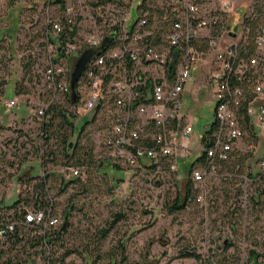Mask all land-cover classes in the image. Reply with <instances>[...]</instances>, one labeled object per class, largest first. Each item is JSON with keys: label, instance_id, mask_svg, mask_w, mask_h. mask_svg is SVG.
I'll return each instance as SVG.
<instances>
[{"label": "rangeland", "instance_id": "obj_1", "mask_svg": "<svg viewBox=\"0 0 264 264\" xmlns=\"http://www.w3.org/2000/svg\"><path fill=\"white\" fill-rule=\"evenodd\" d=\"M104 1L107 0H86L84 10H96ZM44 2L0 1V203L10 206L19 196L24 200L35 195L52 202L55 214L63 220L68 212L69 226L52 239L47 249L33 246L29 231H24L21 243L0 240V264H33L36 256L42 260L35 264H45L49 254L55 264H111L107 254L116 249L122 252L124 245L125 261L119 256L116 264H264V170L260 167L264 160V132L258 131L254 152L250 153V143L242 140L232 159L219 164L198 185L195 193L200 201L174 214L169 208L184 189L187 172L195 161L188 162L184 172L179 169L174 174L131 168L125 163L114 165L110 152L102 145L107 129L103 119L88 124L95 113L70 105L61 97L55 103L72 117L74 130L64 132L71 135L70 142L77 143V154L66 157L55 131L46 143L41 129L44 117L39 111L49 104L52 95L44 77L48 63ZM160 2L155 0L153 5L159 6ZM256 2L226 3L232 29L245 15L256 11ZM85 26L82 33L87 32L89 23ZM211 54L209 61L214 57V52ZM197 75L196 72L195 79ZM191 95L189 87L185 112L192 117L196 135L201 137L214 121L215 106L210 103L200 108ZM203 95H199L201 102L208 97ZM15 98L19 104L10 108L8 103ZM194 147L198 149V143ZM197 149L191 155L184 153L186 160L199 155ZM67 152L74 155L73 150ZM80 157L87 162L80 166L81 181L64 188V182L72 179L68 168L77 166ZM32 176L36 179L29 184ZM43 180L45 190H39L37 196L34 185ZM33 204L26 208L34 209ZM15 213L16 209H0L1 215ZM117 214L124 215V219L99 249L98 230ZM68 251L71 253L66 254ZM187 251L201 259L186 257Z\"/></svg>", "mask_w": 264, "mask_h": 264}, {"label": "built area", "instance_id": "obj_2", "mask_svg": "<svg viewBox=\"0 0 264 264\" xmlns=\"http://www.w3.org/2000/svg\"><path fill=\"white\" fill-rule=\"evenodd\" d=\"M68 1L64 8L57 0L44 2L45 82L53 92L71 95L73 64L85 50L95 51L77 86L79 107L97 113L95 123L103 119L107 129L102 145L114 165L137 168L168 159L171 172L178 173V157L181 152L191 155L195 130L187 124L179 132L175 125L183 119V95L201 62H209L207 80L215 88L214 121L208 129L214 128L213 145L204 148L201 143L199 157L206 151L208 165L193 168L192 181L203 184L216 171V161L228 160L250 136L249 127L259 141L258 131L264 132V10L254 36L243 20L233 37L230 10L216 14L205 0H160L161 18L153 10L155 0H107L96 10H84L86 0ZM220 23L222 30L212 36L211 29ZM74 27L77 34L70 33ZM114 34V41L100 49ZM195 42H207V47L197 48ZM18 104L15 98L8 106ZM260 167L264 170V160ZM69 172L72 177L81 175L79 168ZM62 223L49 208L28 212L23 225L45 237ZM16 231L17 222H0V240H9ZM37 260L42 257H34Z\"/></svg>", "mask_w": 264, "mask_h": 264}, {"label": "trees", "instance_id": "obj_3", "mask_svg": "<svg viewBox=\"0 0 264 264\" xmlns=\"http://www.w3.org/2000/svg\"><path fill=\"white\" fill-rule=\"evenodd\" d=\"M256 4L253 6V10H256L253 12L252 15L249 14V16L245 15L244 17V26L247 28H249L250 30V35L254 36L257 33L258 27H259V21L261 20V15H262V7H264L263 5L260 6V4H264V0H256ZM58 4H60L63 8L65 7V0H57ZM206 4V1H205ZM156 8L153 10H156L155 12L158 14L159 18H161L162 15V9L159 6H155ZM159 7V8H158ZM214 13L216 14H220L218 13L217 10H214ZM215 14V15H216ZM221 25H223V23H220V25L218 26H214L211 29V34L212 36H215L216 34H218L221 30L222 27ZM225 26V25H224ZM70 30V29H69ZM78 28L74 27L72 29V31H70V33L73 34H77L78 33ZM161 35V31H157V38L159 39ZM45 38V37H44ZM207 42L204 43V45L199 44L198 42H195V46L197 48L203 49L205 47H207ZM44 45H45V39H44ZM4 85V84H3ZM8 85V84H5ZM16 91V90H15ZM17 93V91H16ZM50 93L52 95V98L49 101V104L47 105V107L45 108V114L43 115L44 120L42 123V132L43 135L46 137V143L50 142V139L53 136V132L55 131V133H57L61 139V145H63V147H65L64 151H65V155L66 157L69 158H73L75 157V154H77V143H73L70 142V137L71 135H68L67 132H64V130L66 129H72L74 130L75 126L73 124V120L70 114H68V112L66 110H64L60 105H57L55 102L58 101V99L61 97L63 99L64 102H67L70 105H79V101H80V96L78 95L77 92V99L73 100L72 99V94L71 95H66V94H61V93H55L52 90H50ZM100 110V109H99ZM97 114V113H96ZM96 114L93 118V120L88 123V124H94L96 121ZM246 122L248 123V119H247V115L245 117ZM59 120V122H58ZM86 124V125H88ZM85 125V126H86ZM85 126L81 129V132L84 130ZM248 127V126H247ZM249 129V134L250 136L246 139L250 145L248 146L249 150H250V146L253 145L255 147V143L258 142V139L256 137V132L254 131V129ZM213 130L214 128H211L210 130H208L203 138H202V144L204 146V148L210 147L213 145V138H212V134H213ZM150 133L153 132L154 130H148ZM254 138V139H253ZM73 150L74 151V155H70L68 154V150ZM239 148H236L234 150V152H232V154L230 155V158L226 161L224 160H217L216 162V170L218 169L219 164H224L227 163L228 161H230L232 159V157L235 155V153L238 151ZM255 150H250L251 152H254ZM54 152H51L50 155L54 156ZM78 163L76 164L77 166H71L68 168V172L70 168H79L81 170L82 165H85L87 162L82 159L81 157L77 160ZM195 165L197 166H207V155H206V151L202 152L200 157L191 165V168L189 169V171L187 172V182L185 184L184 189L182 190V192H178L177 197L175 199V201L173 202V205L169 208L170 213L174 214L180 211L185 210L188 205L196 203V201L198 200L197 196H196V190L198 189V185L196 186L195 183L192 181L191 179V173L193 168L195 167ZM141 169H149L151 171H160V173L163 171L164 173H166L167 171L170 172L171 174H174L173 172H171L170 170V164H169V160L168 159H162L160 160L158 163H144L142 165V167H140ZM70 174V172H69ZM72 179L64 182V188H66L70 183H78L80 182V177H82V170H81V175L78 177H72L70 176ZM36 179L35 176H32L28 179L29 184L32 183L34 180ZM46 180H43V182L34 185V190H35V194H37L38 196V191L45 190L46 184H45ZM44 196V195H43ZM34 197H36L34 195ZM26 198V199H22L21 196H19L18 200L16 202H14L12 205L10 206H5L3 204V202L0 203V209H3L4 207L7 209H16V213L15 214H0V222H2V220H11L14 222H17V231L16 233L11 236L9 238V240H5V241H12L15 240L16 243H21L23 241V233L24 231H29L31 233V240L30 243L34 246V245H41V247L44 248H49V245L52 243V239H56L57 237H59L62 233H64L65 231H67L68 226H69V222H68V216L69 213L66 212V216H65V220H63L62 216H59L57 214H55L54 211V204L52 202H48L46 200H44V198L39 199V198ZM200 201V200H198ZM24 203V204H23ZM32 203L34 206V209L29 210L26 208V205H31ZM23 204V205H22ZM49 208L52 209V212L54 215H57L60 217V219L63 221V223L56 229H50L47 231L46 236L45 237H39L38 235H33L32 232L30 230H26L27 228L24 227V219L25 216L28 212L30 211H35V210H48ZM124 219V215L122 214H117L115 216L114 219H112L111 221L107 222L106 225L104 227H102L101 229L98 230L97 233V244H98V248L100 249L103 241H105L108 236L110 235V233L115 229V227L118 225L119 222H121ZM64 224H65V228H64ZM36 242H35V241ZM122 252H120L118 249L116 250H112L107 254V258L110 260L111 264H116L117 259L119 258V256L122 257V261H125V252H126V247L125 245L122 246ZM71 252L68 251L66 254H70ZM186 257H196L197 259H201L200 255H196L193 254L189 251H187L185 253ZM255 255H253L252 257H254ZM45 264H55L56 262L53 260V258H51L50 254L49 256H46L45 258ZM35 264V262L33 263Z\"/></svg>", "mask_w": 264, "mask_h": 264}, {"label": "crops", "instance_id": "obj_4", "mask_svg": "<svg viewBox=\"0 0 264 264\" xmlns=\"http://www.w3.org/2000/svg\"><path fill=\"white\" fill-rule=\"evenodd\" d=\"M205 1H206V7L208 9H210V10H228V9L225 8V4L229 3V0H227V1L226 0H205ZM250 5H251V1H250ZM208 63L209 62H205V63L201 62V63H199L196 66L195 71H194L193 76H192V79L189 82V84L187 85V88H186L185 93L183 95V101H184L183 119H182V121L180 123L175 125V128L179 132L187 124L194 126V130H195V124L193 123L192 117H190L189 113L185 112V95H186V91H187V89L189 87L192 88L191 97H192L193 101L198 103V106L200 108H202L204 106H207L210 103H212L215 106V99H214L215 88L213 86H211L208 83V80H207V74H208L209 67H210L208 65ZM196 72L198 73V75H197V78L195 79L194 75H195ZM202 94H204L206 96L208 95L206 101L201 102V99H200L199 95H202ZM210 126L206 127L205 133L208 131ZM204 134L201 137H199V136L196 135V132H194V135H193L194 141H193V144H192V150H196L197 149V148L194 147V145H195V143H198L199 147H198L197 150L199 152V150L201 149L200 145L202 143L201 141H202V138H203ZM184 153L185 152H181V154H180L181 157H178L179 169L182 172H184V169L187 168L188 162L191 163L193 161H196L199 158V155H194L192 157V160H190V158L186 160V158L184 157V156H186V154L184 155Z\"/></svg>", "mask_w": 264, "mask_h": 264}, {"label": "water", "instance_id": "obj_5", "mask_svg": "<svg viewBox=\"0 0 264 264\" xmlns=\"http://www.w3.org/2000/svg\"><path fill=\"white\" fill-rule=\"evenodd\" d=\"M135 19H133L132 24H134ZM238 27V25H237ZM237 27L233 28L230 32V36L235 37L236 36V29ZM115 38V34L113 36L110 37H106L100 47V49H105L110 43H112L114 41ZM95 51L92 49H88L85 50L81 56L76 60V62L74 63V69L73 72L71 74V89H72V99L76 100L78 95H77V86L79 83L80 78L82 77V75L84 74L87 65L89 63V61L92 59L93 55H94ZM64 228H65V224H64Z\"/></svg>", "mask_w": 264, "mask_h": 264}, {"label": "bare ground", "instance_id": "obj_6", "mask_svg": "<svg viewBox=\"0 0 264 264\" xmlns=\"http://www.w3.org/2000/svg\"><path fill=\"white\" fill-rule=\"evenodd\" d=\"M254 139V138H253ZM113 165V164H112Z\"/></svg>", "mask_w": 264, "mask_h": 264}]
</instances>
